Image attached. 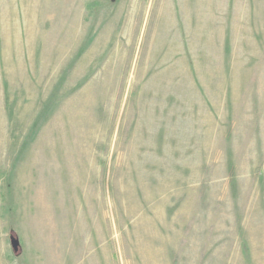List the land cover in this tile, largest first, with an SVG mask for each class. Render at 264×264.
Returning a JSON list of instances; mask_svg holds the SVG:
<instances>
[{
  "label": "rangeland",
  "instance_id": "1",
  "mask_svg": "<svg viewBox=\"0 0 264 264\" xmlns=\"http://www.w3.org/2000/svg\"><path fill=\"white\" fill-rule=\"evenodd\" d=\"M0 264H264V0H0Z\"/></svg>",
  "mask_w": 264,
  "mask_h": 264
}]
</instances>
